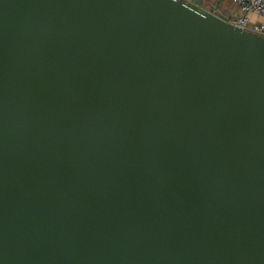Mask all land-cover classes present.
Returning <instances> with one entry per match:
<instances>
[{
	"label": "water",
	"instance_id": "1",
	"mask_svg": "<svg viewBox=\"0 0 264 264\" xmlns=\"http://www.w3.org/2000/svg\"><path fill=\"white\" fill-rule=\"evenodd\" d=\"M194 0H0V264H264V36Z\"/></svg>",
	"mask_w": 264,
	"mask_h": 264
},
{
	"label": "built area",
	"instance_id": "2",
	"mask_svg": "<svg viewBox=\"0 0 264 264\" xmlns=\"http://www.w3.org/2000/svg\"><path fill=\"white\" fill-rule=\"evenodd\" d=\"M193 2L194 0H187ZM239 9V16L233 22L234 26L245 31L264 36V23H257L253 18L264 19V0H228Z\"/></svg>",
	"mask_w": 264,
	"mask_h": 264
},
{
	"label": "crops",
	"instance_id": "3",
	"mask_svg": "<svg viewBox=\"0 0 264 264\" xmlns=\"http://www.w3.org/2000/svg\"><path fill=\"white\" fill-rule=\"evenodd\" d=\"M203 6H208L210 10H215L217 7V4L219 3L221 5V8L219 9V12L221 15H223L224 18L228 19H235L236 17L239 16L240 12L237 9V7L232 4L231 2H218V0H199ZM222 3V4H221ZM254 22L257 23H264V19L262 18H253Z\"/></svg>",
	"mask_w": 264,
	"mask_h": 264
},
{
	"label": "rangeland",
	"instance_id": "4",
	"mask_svg": "<svg viewBox=\"0 0 264 264\" xmlns=\"http://www.w3.org/2000/svg\"><path fill=\"white\" fill-rule=\"evenodd\" d=\"M197 1L200 2L199 0H197ZM221 1H222V2H228V3H229L228 0H218L217 3H218V2H221ZM200 3H201V2H200ZM201 4H202V3H201ZM221 4H222V3H221ZM204 7H206L207 9H209L208 6H204ZM220 8H221V5L218 3L216 9H215V10L212 9V11H214L215 13H217L218 15H220L221 17H223V15H221L220 12H219V9H220ZM237 9H238V7H237ZM209 10H210V9H209ZM238 10H239V9H238ZM223 18H224V17H223ZM225 19L230 20V21H235V19H237V17H236L235 19H233V20L228 19V18H225Z\"/></svg>",
	"mask_w": 264,
	"mask_h": 264
}]
</instances>
